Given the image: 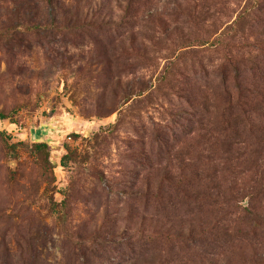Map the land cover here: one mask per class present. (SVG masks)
I'll use <instances>...</instances> for the list:
<instances>
[{"label":"rangeland","instance_id":"374dc122","mask_svg":"<svg viewBox=\"0 0 264 264\" xmlns=\"http://www.w3.org/2000/svg\"><path fill=\"white\" fill-rule=\"evenodd\" d=\"M2 116L0 264H264V0H0Z\"/></svg>","mask_w":264,"mask_h":264},{"label":"trees","instance_id":"16d2710c","mask_svg":"<svg viewBox=\"0 0 264 264\" xmlns=\"http://www.w3.org/2000/svg\"><path fill=\"white\" fill-rule=\"evenodd\" d=\"M0 118H3V116H2V117H0ZM40 146H45V147H46L47 145H46V144H41Z\"/></svg>","mask_w":264,"mask_h":264}]
</instances>
